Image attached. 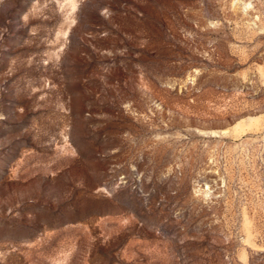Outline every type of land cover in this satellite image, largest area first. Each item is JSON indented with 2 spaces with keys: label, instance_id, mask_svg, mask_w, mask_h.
<instances>
[{
  "label": "rangeland",
  "instance_id": "rangeland-1",
  "mask_svg": "<svg viewBox=\"0 0 264 264\" xmlns=\"http://www.w3.org/2000/svg\"><path fill=\"white\" fill-rule=\"evenodd\" d=\"M0 264H264V0H0Z\"/></svg>",
  "mask_w": 264,
  "mask_h": 264
}]
</instances>
